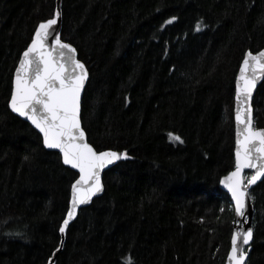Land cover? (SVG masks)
Returning a JSON list of instances; mask_svg holds the SVG:
<instances>
[{"label":"trees","instance_id":"1","mask_svg":"<svg viewBox=\"0 0 264 264\" xmlns=\"http://www.w3.org/2000/svg\"><path fill=\"white\" fill-rule=\"evenodd\" d=\"M61 1L60 37L89 76L87 140L128 158L104 172L54 264H225L234 210L219 181L235 166V78L264 49V0ZM55 2L0 0V264H47L77 177L9 109L19 57ZM252 105L264 129V81ZM250 196L246 264H264V178Z\"/></svg>","mask_w":264,"mask_h":264},{"label":"snow or ice","instance_id":"2","mask_svg":"<svg viewBox=\"0 0 264 264\" xmlns=\"http://www.w3.org/2000/svg\"><path fill=\"white\" fill-rule=\"evenodd\" d=\"M59 16L57 10L51 18L35 27L15 69L9 107L38 130L45 148L58 149L63 163L79 171V177L71 184L66 217L58 228L63 235L78 207L87 204L103 191L101 170L113 161L128 157L126 152L97 151L85 142L80 119V98L88 72L85 65L75 58L76 50L62 41L54 27L58 24ZM174 20L175 16L165 23L170 24ZM197 30H200V24H197ZM262 76L264 50L256 54L245 52L235 87V121L238 126H242L238 127L237 136L243 139L236 140L235 170L220 181L231 193L235 212L240 217H246L245 197L250 195L248 186L264 176V130L251 127L250 106L253 89ZM169 136L182 142L179 136H173L172 133ZM246 168L256 171L247 184H242L241 172ZM14 235L22 234L17 232ZM252 238V227L232 232L229 264H246L245 246H249Z\"/></svg>","mask_w":264,"mask_h":264},{"label":"water","instance_id":"3","mask_svg":"<svg viewBox=\"0 0 264 264\" xmlns=\"http://www.w3.org/2000/svg\"><path fill=\"white\" fill-rule=\"evenodd\" d=\"M61 3H62L61 0H56V2H55V4H56V6H55V12L58 10V11L60 12V16L58 17V24H57L56 26H54V27L56 28V30H57L59 33H60V30H61ZM51 39H52V37H50V41H49V42H51ZM63 42H64V41H63ZM71 46H72V45H71ZM72 47H73V46H72ZM73 48H74V47H73ZM74 49H75V48H74ZM75 50H76V49H75ZM262 50H264V49H262ZM258 52H259V51H258ZM258 52H257V53H258ZM253 54H256V53H253ZM74 55H75V58L79 60V58H78V54H77V51H75V54H74ZM243 58H244V57H243ZM242 60H243V59H242ZM79 61H80L81 63H83L81 60H79ZM18 63H19V61H18ZM18 63H17V65H16V67L18 66ZM241 63H242V61H241ZM241 63H240V65H241ZM83 64H84V63H83ZM84 65H85V64H84ZM240 65H239V68H238V71H237L236 77H237V75L239 74ZM85 68H86V66H85ZM15 69H16V68H15ZM86 70H87V68H86ZM87 72H88V71H87ZM14 76H15V71H14V75H13V80H14ZM88 79H89V76H87V78L85 79L84 86H83V88L81 89V98H80V115H81V100H82V95H83V91H84V88H85V86H86V84H87ZM263 81H264V76H262L261 78H259V79L257 80L256 86H255V88L253 89L252 97H251V99H250V106H251V109H252V124H251V127H252L254 130H264V129H262V128H256V127H255L254 119H253V105H252V104H253V98H254V96H255V94H256V91H257L259 85H260ZM12 86H13V81H12ZM235 87H236V78H235ZM11 90H12V89H11ZM10 99H11V95H10ZM10 99H9V102H10ZM236 107H237V105H236V101H235V91H234V107H233V122H234V159H235V151H236V148H237L236 140H237L238 138H239V139H243L242 136H240V137L237 136V130H238V127H242V126H238L237 123H236V121H235V110H236ZM9 109L11 110L10 107H9ZM11 111H12V110H11ZM12 113L15 114L16 116H18L19 118H21L22 120L26 121L27 123H29V124L31 125V123H30L29 121H27L26 118H24V117H20L17 113H14V112H12ZM80 119H81V117H80ZM31 126H32V125H31ZM81 127H82V122H81ZM32 128L35 129L34 126H32ZM35 130L38 132L37 129H35ZM82 130L84 131L83 127H82ZM84 132H85V131H84ZM38 133H39V132H38ZM39 135L41 136L40 133H39ZM41 138H42V136H41ZM85 142L89 143L88 140H87L86 133H85ZM42 143H43V142H42ZM89 144H90V143H89ZM93 148H94V147H93ZM46 149H47V148H46ZM47 150L58 152V153L60 154V156H61V159H62V154L59 152L58 149H47ZM122 158H123V157H122ZM116 161H117V160H116ZM116 161H113L112 164L106 165L105 168L101 170V183H102V185H103V179H102V178H103V174H104V172L107 171L108 169H110V168L112 167V165L115 164ZM62 162H63V159H62ZM63 164H64V163H63ZM64 165H65V164H64ZM66 166L69 167L70 169H72L69 165H66ZM72 170L77 174V177H76V179H77V178L79 177V171H78L77 169H72ZM234 170H235V166H234V169H233L232 171H234ZM255 171H256V169H253V168H246V169H243L242 172H241L242 184H247V180L244 178V176L246 177V175L250 174V177L248 178V179H250V178L252 177V175L255 174ZM227 175H228V174H227ZM227 175L223 176V177L220 179V181H221L222 179H224ZM263 178H264V176H261V178L258 179V180L255 182V184H252V185H249V186H248V188H249V194H250V191L252 190V188L255 187L258 183H260V182L262 181ZM220 181H219V187H220V189H221L222 191H224L225 193L228 194L230 200L232 201L233 208H234V222H233V230H232V232H233V231H243V230H245L247 227H252V229H253V225H252V222H253V205H252V202H251V196H250V195H247V196L245 197V204H246L245 212H246V217H240V216H238V215L236 214V212H235V203H234V201L232 200L231 193L227 190V188L224 187L223 184L220 183ZM103 192H104V186H103V191L100 192V193H98L96 196H94V197L92 198L91 201H89L87 204L80 205V206L78 207V209H77L76 214H75L74 217L70 220L69 225H70L72 222L75 221V219L77 218L78 212H79L81 209H83V208H85V207H88V206L93 202V200H94L95 198L100 197V196L103 194ZM70 197H71V190H70ZM68 227H69V226H68ZM68 227H67V228H68ZM67 228H66V230H67ZM65 233H66V231H65ZM65 233H64L63 235L59 233V234H60V243H59V247H58V249H57L56 251H54V253L52 254V256L49 258L47 264H54V263H55V260H56V258H57V256H58V254H59L60 251L62 250V246H63L64 239H65ZM252 240H253V238H252ZM252 240L249 242V246H245V248H246V250H247L246 261H247V259H248L249 252H250V250H251V243H252ZM230 250H231V239H230V248H229V251H228L227 256H226V259H225V264H229V261H228V254H229Z\"/></svg>","mask_w":264,"mask_h":264},{"label":"rangeland","instance_id":"4","mask_svg":"<svg viewBox=\"0 0 264 264\" xmlns=\"http://www.w3.org/2000/svg\"><path fill=\"white\" fill-rule=\"evenodd\" d=\"M254 124H255V123H254ZM249 177H250V174L246 175V177L244 176V178H245L246 180H248ZM251 202H252V199H251ZM252 205H253V203H252ZM233 210H234V208H233Z\"/></svg>","mask_w":264,"mask_h":264}]
</instances>
